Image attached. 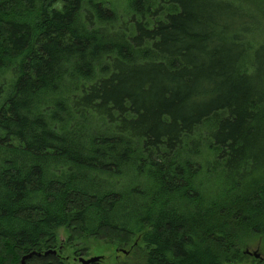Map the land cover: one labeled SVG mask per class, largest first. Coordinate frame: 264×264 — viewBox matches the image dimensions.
<instances>
[{"label": "trees", "instance_id": "16d2710c", "mask_svg": "<svg viewBox=\"0 0 264 264\" xmlns=\"http://www.w3.org/2000/svg\"><path fill=\"white\" fill-rule=\"evenodd\" d=\"M122 2L0 0V264L264 246V0Z\"/></svg>", "mask_w": 264, "mask_h": 264}, {"label": "rangeland", "instance_id": "374dc122", "mask_svg": "<svg viewBox=\"0 0 264 264\" xmlns=\"http://www.w3.org/2000/svg\"><path fill=\"white\" fill-rule=\"evenodd\" d=\"M108 1L117 2L120 0ZM55 250H57V252L63 257L66 264H82V262L79 261L80 257L91 258L94 256H100L101 259L98 262L103 264H125L126 262L133 261L132 258L134 255L130 246L112 244L105 240L93 237L76 240L75 242L70 243L68 233L65 229H62L59 232V245L55 247ZM133 250L135 251V249ZM246 250L259 251L263 256L261 259L262 261H260L259 258L256 259L254 255L246 253L241 261L225 264H264V246L261 239L246 245L243 248V252L245 253Z\"/></svg>", "mask_w": 264, "mask_h": 264}, {"label": "water", "instance_id": "95a60500", "mask_svg": "<svg viewBox=\"0 0 264 264\" xmlns=\"http://www.w3.org/2000/svg\"><path fill=\"white\" fill-rule=\"evenodd\" d=\"M57 253V250H55V249H50V250H47L46 252H45V254H48V253ZM245 253H247V254H252V255H254L256 258H260V259H262L263 258V256L261 255V253L259 252V251H257V250H255V251H250V250H246L245 251ZM41 255L42 253L41 252H37V251H32V252H30V253H28V254H25L23 257H22V259H21V264H27V260L28 259H30V258H32L34 255ZM101 259V257L100 256H94V257H91V258H84V257H80L79 258V261H81L82 262V264H94V263H96V262H98L99 260Z\"/></svg>", "mask_w": 264, "mask_h": 264}, {"label": "flooded vegetation", "instance_id": "af4514ba", "mask_svg": "<svg viewBox=\"0 0 264 264\" xmlns=\"http://www.w3.org/2000/svg\"><path fill=\"white\" fill-rule=\"evenodd\" d=\"M99 263H101V262H99ZM95 264V263H94ZM101 264H103V263H101Z\"/></svg>", "mask_w": 264, "mask_h": 264}]
</instances>
